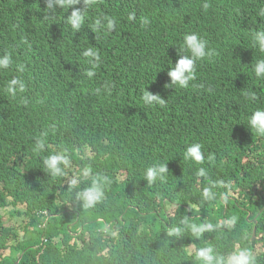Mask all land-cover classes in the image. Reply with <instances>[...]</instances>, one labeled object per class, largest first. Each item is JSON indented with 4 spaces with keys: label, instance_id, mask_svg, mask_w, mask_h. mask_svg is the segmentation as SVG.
Instances as JSON below:
<instances>
[{
    "label": "trees",
    "instance_id": "trees-1",
    "mask_svg": "<svg viewBox=\"0 0 264 264\" xmlns=\"http://www.w3.org/2000/svg\"><path fill=\"white\" fill-rule=\"evenodd\" d=\"M45 6L0 0V55L12 57L0 70V264H202L196 252L203 247L225 256L247 247L264 264V235L251 239L247 219L258 214L256 236L264 233V135L247 126L264 108V79L254 74L264 53L252 45L264 29V0H96L76 33L65 23L72 7L45 16ZM73 7L83 9V0ZM104 16L116 28L95 35ZM191 32L207 40L211 55L196 62L188 88H165ZM88 47L101 56L91 79L83 74ZM17 75L26 91L13 99L2 89ZM105 82L114 85L112 94L97 95ZM146 89L165 105L145 106ZM247 91L257 99H246ZM45 131V151L37 154L34 141ZM192 143L214 162L183 159ZM56 152L70 159L68 179L90 167L112 181L101 203L85 210L64 178H49L42 158ZM164 162L166 181L148 185L147 167ZM199 167L207 179L195 175ZM210 180L224 184L205 201ZM227 191L237 201L225 200V209L220 194ZM15 215L23 216L22 233L10 223ZM185 216L197 225L232 217L236 224L199 238L190 230L168 237Z\"/></svg>",
    "mask_w": 264,
    "mask_h": 264
},
{
    "label": "clouds",
    "instance_id": "clouds-1",
    "mask_svg": "<svg viewBox=\"0 0 264 264\" xmlns=\"http://www.w3.org/2000/svg\"><path fill=\"white\" fill-rule=\"evenodd\" d=\"M79 2L80 0H45V8L48 10L45 16H54L48 15V13H54L57 7L61 9H69V7H72L70 15L65 17V23L70 25L74 33L79 32L85 22L86 7L94 4L96 0H83L85 5L83 9L73 7ZM203 7L207 8L208 5L204 4ZM260 14L264 15V10H262ZM128 19L130 21L135 20L136 14L134 12L130 13L128 15ZM148 23L149 20L147 17H144L141 21L142 26L147 25ZM115 28V20L108 16H104L95 22L93 32L96 35L101 30L111 32L115 30ZM207 45V40L201 38L195 32L184 35L183 46L178 49L179 58L174 64L172 63L171 67L168 68L167 75L170 77V83L165 84V88L173 86H179L180 88L189 87L190 82L196 79V62L211 55ZM252 45L253 48L257 49L259 52L264 53V29H258L254 33ZM181 53L183 54L181 55ZM82 55L87 58L88 64V67L83 70V74L88 79H91L96 74L95 69L101 62V56L94 47L85 48L82 52ZM11 63L12 57L10 54L0 55V70L9 69ZM20 71H23L22 66ZM254 74L258 79H264V59H259L256 61ZM113 87L114 85L111 82H105L102 88L96 89V94L99 95L101 92H104L110 96L112 94ZM2 90L8 97L14 99L19 94H23L26 91V83L21 76H13L3 86ZM244 95L249 101H255L257 99L255 92L252 91H247L244 93ZM142 100L145 106H152L155 104L163 107L166 102V100L159 94H153L147 89L143 92ZM247 126L251 129V131L254 130L256 134L264 135V108H257L251 114L247 121ZM47 135L48 132L45 131L42 133L40 138L35 139L33 147V151L35 153L39 154L45 151V137H47ZM245 140V138H241L233 142L238 145ZM202 148L203 146L200 143H192L188 145L184 152L183 159L193 161L200 165H203L206 159L209 163L214 162V156L209 154L206 157ZM69 166L70 159L64 152H56L42 158L41 167L49 176V178H52L54 181L59 178H64V180L67 181L68 190H70L72 193L73 190H75V204L87 210L94 208L97 204L101 203L105 199L106 190L112 181L101 175L93 176L90 167H85L81 174L72 176L71 179H68L67 177L69 176V173L66 171V169ZM169 171L170 170L167 166V162L154 163L152 166L147 167L143 174V178L147 181L148 185H152L157 181L163 183L166 181ZM195 175L197 177H203L207 179L208 170L204 167H199L196 170ZM89 178L91 179V182L85 183L89 180ZM222 184H224V181L210 180L209 186L204 187L201 192L202 199L205 201H214L216 198V193L213 191V188ZM236 198L237 194L229 191L224 194H220V201L225 205V209V200L230 199L232 201H237ZM257 215L251 220L248 218L249 215L247 217L248 221H251L254 224L255 237L253 239H259L264 235V233H262L258 237L256 236L255 225L257 221ZM235 224L236 217H232L230 220H219L215 224L206 222L204 224L197 225L191 223L189 217L185 216L178 222L177 226H171L169 228L167 235L168 237L175 236L180 238L183 237V233L186 230H190L194 236L199 238L206 232L213 233L222 228L232 229L235 227ZM196 258L200 260L202 264H257V256L251 249L247 247L238 248L226 256L215 253L212 247H203L197 250Z\"/></svg>",
    "mask_w": 264,
    "mask_h": 264
},
{
    "label": "rangeland",
    "instance_id": "rangeland-1",
    "mask_svg": "<svg viewBox=\"0 0 264 264\" xmlns=\"http://www.w3.org/2000/svg\"><path fill=\"white\" fill-rule=\"evenodd\" d=\"M85 155H89L88 150H85ZM7 210H8V211H11V208H9V209L5 208V209L3 210V213H4V215H5L6 217L8 216V215H7ZM21 219H23V216H21V217H17V216L15 215V216H13L12 221H11L10 223H11L12 225H15L16 227L18 226L19 231L22 233V232H23V224L21 225V224L19 223V221H20ZM253 229H254V226H253ZM252 234H253V230H252ZM251 239H252V236H251ZM257 247L260 248V246H257Z\"/></svg>",
    "mask_w": 264,
    "mask_h": 264
},
{
    "label": "water",
    "instance_id": "water-1",
    "mask_svg": "<svg viewBox=\"0 0 264 264\" xmlns=\"http://www.w3.org/2000/svg\"><path fill=\"white\" fill-rule=\"evenodd\" d=\"M255 237V229L253 230V237H252V239Z\"/></svg>",
    "mask_w": 264,
    "mask_h": 264
}]
</instances>
